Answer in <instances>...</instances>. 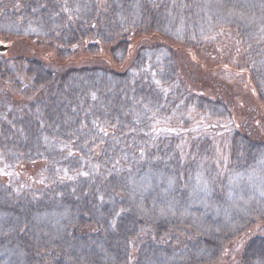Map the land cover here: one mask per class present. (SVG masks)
I'll return each instance as SVG.
<instances>
[{
	"label": "trees",
	"instance_id": "trees-1",
	"mask_svg": "<svg viewBox=\"0 0 264 264\" xmlns=\"http://www.w3.org/2000/svg\"><path fill=\"white\" fill-rule=\"evenodd\" d=\"M5 1L0 0V35L14 33L15 28L8 33L3 27L17 26L30 29L25 37L53 45L50 50L57 53L109 47L124 50L129 59L126 71L90 62L57 72L32 59L0 54V211L8 215L0 225V246L19 249L23 264H147L153 255L199 264L192 257L219 242L193 230L201 222L142 215L129 181L136 172L180 182L184 156L191 163L203 158L206 140L212 138L203 130L204 114L194 118L183 107L182 121L188 118L192 126L181 135L159 126L162 119L147 130L144 118L168 117L171 102L160 113L146 108L164 101L176 87L185 97L192 88L196 101H208L200 94L206 91L174 70L165 81L149 61L133 60V55L151 46L171 53L186 48L245 70L264 106V6H255L245 18L228 17L201 0H30L25 6ZM152 34L163 42L155 46L141 40L129 53L138 36ZM134 70L136 78L129 82ZM221 82L226 81L209 84L208 104L224 101L227 90ZM257 110L259 120L264 114ZM249 124L246 117L244 130L236 127L230 138L234 158L227 169L234 173L254 171L264 153V131L251 130ZM10 152L13 159L6 164ZM169 194L180 201L186 197L176 189ZM153 198L148 196L149 202ZM43 213L62 215L59 234H38L34 219ZM252 213H244L235 226V239L249 236L241 264L253 256L264 262V214ZM89 247L90 253L80 252Z\"/></svg>",
	"mask_w": 264,
	"mask_h": 264
},
{
	"label": "rangeland",
	"instance_id": "rangeland-1",
	"mask_svg": "<svg viewBox=\"0 0 264 264\" xmlns=\"http://www.w3.org/2000/svg\"><path fill=\"white\" fill-rule=\"evenodd\" d=\"M201 1L208 5V8L215 7L214 9L218 10L216 8L219 7L220 11L227 12L228 17H245L246 12H249L255 6H264V0ZM28 2L30 0H19L15 2L14 6H25ZM4 3H6L5 0ZM228 7L233 10H226ZM12 28H15L14 33L8 36L0 35V41L10 47L7 52V59H32L35 63L44 64L47 68L57 72L80 64L86 65L90 62H100L98 68L113 69L116 72L127 70L126 62H128L129 57L126 54L127 52L122 49L114 52V50L107 47L99 52L92 48L90 51L83 53V51H79L78 47H74L67 50L62 49L57 53L52 48V51L50 50L53 45L25 37L31 31L30 29L6 26L1 31L10 33L9 30H13ZM109 39H112V37L106 38L105 42L108 43L106 40ZM141 40H147L146 43L154 44L155 46L163 42L159 35L138 36L134 41L135 46L129 48L130 54H134V48L138 46ZM68 43H71V41ZM177 49L178 51L171 53L163 48L156 47L153 49V46L146 47L141 54L137 56L134 54L133 60L149 61L151 68L153 69L152 66H155L158 76L165 81L170 77L171 71L178 72L183 81L184 79L188 80L194 87L206 91V93L201 92L200 94H203L208 101H203L202 99L196 101L192 92L193 89L188 87L190 90L187 91L189 96L185 97L184 93L176 87L172 91L170 90V95L164 97V101L152 102L149 108H146L151 113H160L167 103L171 102L173 105L168 117L164 116L162 118V116L157 115L149 117L147 113L148 117L144 118V122H148L147 130L154 128L162 119L165 123L159 126H167L172 133L183 134L186 131L185 129H189L192 126L188 118L182 121L181 115H183V112L180 111L185 107L189 113L194 114V118H197L199 114L200 116L204 114L206 123L203 124V130H207L205 134L212 138L209 140L205 137L208 139H204L207 147V150H205L206 154L203 152V158L198 159L196 163H191L188 154L184 156L186 158L182 167V169L184 168V179L180 182H174L172 177L162 174L139 176L135 172L136 175L129 181L133 189L132 193L135 195L133 200L141 214L147 217L160 220L174 218L201 222L202 226H198L199 230L196 227H193V230L198 231L200 235H205L209 239H214L219 244L210 250H202L196 257L195 255L192 257V253H189L192 259L195 258L193 261L197 260L199 264H241L246 248L245 244L249 236L235 239L237 233L235 226L239 224V220L244 216V213L248 211L253 212L251 216L256 212L264 214V153L257 162L254 171L248 172L246 175L245 173L240 174L229 171L227 165L234 158L231 154L230 138L235 134L232 132L236 127L244 130L246 117L250 119L249 128L251 127V130L259 129L264 131V115H260L259 120H257V107L264 114V106L258 101L257 91L247 71L240 70L234 66L230 67L227 64H220L218 61H208L204 56L194 55L186 48ZM133 56L130 57V60ZM160 64H162V67H160ZM132 72V75L130 74L128 77L129 82L136 78V71ZM221 72L227 75H222L220 74ZM218 75L220 78H217ZM42 77L47 80V75ZM26 79H28L27 75ZM217 79L226 81L225 84L221 82L220 87L227 90V92H225V99L220 102V106H213L210 104L211 102L207 103L209 102L208 94L211 93L208 90V86ZM23 83L29 84L25 81ZM141 128L144 130L142 126ZM204 140L200 141V145L204 144ZM212 140H214V143L211 144ZM9 159H13L11 152L5 160L6 164ZM0 163L4 162L1 161ZM185 168L189 169L186 170ZM173 189L183 193L186 197L181 198V201L174 198L173 195L169 194ZM148 196L150 198L155 197L149 202ZM7 217V213L0 211V225L4 224L8 219ZM62 220L61 214L43 213L37 215L34 219L35 229L41 236H48L50 232L57 235L61 231ZM1 234L2 231L0 230V236ZM1 245L3 244L1 243ZM91 251L93 249H90V247L80 249V252L84 253H90ZM6 254H10L11 257L1 260ZM167 257L164 255L155 257L153 255L151 257L152 260H149L147 264H189L188 262H190L189 260L179 262L175 257ZM107 259L103 255V261H107ZM252 259L255 261L251 260V257L248 258L249 264H264V262L255 259L254 256ZM23 262V254L19 252V249L10 246H0V264H23Z\"/></svg>",
	"mask_w": 264,
	"mask_h": 264
},
{
	"label": "water",
	"instance_id": "water-1",
	"mask_svg": "<svg viewBox=\"0 0 264 264\" xmlns=\"http://www.w3.org/2000/svg\"><path fill=\"white\" fill-rule=\"evenodd\" d=\"M9 48H10L9 46L3 44V43L0 41V54H1V53H7L8 50H9Z\"/></svg>",
	"mask_w": 264,
	"mask_h": 264
},
{
	"label": "bare ground",
	"instance_id": "bare-ground-1",
	"mask_svg": "<svg viewBox=\"0 0 264 264\" xmlns=\"http://www.w3.org/2000/svg\"><path fill=\"white\" fill-rule=\"evenodd\" d=\"M234 194H236V192H234ZM6 257H11L10 254H6V256H3L1 260H4Z\"/></svg>",
	"mask_w": 264,
	"mask_h": 264
}]
</instances>
